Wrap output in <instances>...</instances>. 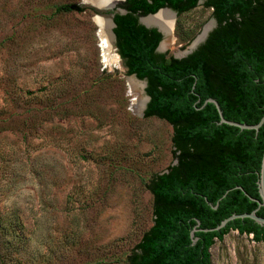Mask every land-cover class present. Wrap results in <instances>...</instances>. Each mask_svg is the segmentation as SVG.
Masks as SVG:
<instances>
[{"label":"rangeland","instance_id":"obj_1","mask_svg":"<svg viewBox=\"0 0 264 264\" xmlns=\"http://www.w3.org/2000/svg\"><path fill=\"white\" fill-rule=\"evenodd\" d=\"M82 1L0 0V264H124L152 225L145 185L174 163L172 127L135 110L145 89ZM213 20L202 2L176 15L161 53L184 57ZM210 254L264 264V242L231 230Z\"/></svg>","mask_w":264,"mask_h":264},{"label":"trees","instance_id":"obj_2","mask_svg":"<svg viewBox=\"0 0 264 264\" xmlns=\"http://www.w3.org/2000/svg\"><path fill=\"white\" fill-rule=\"evenodd\" d=\"M200 1L217 23L206 40L183 58L156 52L162 36L139 18L161 8L178 17ZM118 7L125 13L113 16L117 53L127 75L146 81L143 116L172 127L176 161L146 183L152 225L124 264H212L210 248L231 230L264 242V225L249 218L203 231L258 208L252 199L260 200L264 123L257 132L220 124L215 105L205 101L215 100L223 118L239 124L255 125L264 115V0H125ZM53 9L83 11L69 3ZM256 215L264 217V207Z\"/></svg>","mask_w":264,"mask_h":264},{"label":"water","instance_id":"obj_3","mask_svg":"<svg viewBox=\"0 0 264 264\" xmlns=\"http://www.w3.org/2000/svg\"><path fill=\"white\" fill-rule=\"evenodd\" d=\"M125 0H83L82 2L85 4H88L90 7H92L98 14L95 15V21L98 25H100L101 22H107L109 25V29L111 30V37L113 39V41L115 42V35L113 33V28H114V22H113V16L114 14L118 13V14H124L125 11L121 8H119V4L124 2ZM201 2V1H200ZM199 2V4H200ZM162 11H168L169 13H171L173 15V17H176V12H174L173 10H171L170 8H161L159 9L156 13L154 14H149L147 16L144 17H140L139 18V22L140 24L144 25L147 28H155L162 36L161 41L159 42L157 48H156V52L161 53L162 52V42L165 39V32L162 31V29L155 25V24H146L143 20L146 19L147 17H151V16H155L157 14H159ZM216 20H213L212 25L216 26ZM210 27V26H208ZM100 28V27H99ZM205 28V27H204ZM204 28L202 33L197 36L195 38V40L189 45V47L186 49V51L184 52V57L188 56L189 54H191L193 51H195L199 45H201L206 38L208 37L209 33L211 31L210 28H208V30H206L204 32ZM115 51L117 52V48H115ZM117 58L121 61L122 59L120 58V56L117 53ZM177 58V57H176ZM183 58V57H181ZM130 79L134 80V81H138L142 84L143 88L145 89L146 87V81L145 80H139L136 78L135 75H128ZM149 101V97L146 95V100H145V105L142 108L143 110H145L146 105ZM213 103L219 113L220 116V124L221 123H225L228 125H232L235 127L240 128L241 130H254L255 132H257L259 130V128L262 126V124L264 123V115L262 116V118L260 119V121L255 124V125H245V124H239V123H235V122H231V121H227L223 118L222 116V112L219 108V105L217 104V102L213 99H208L205 101V103ZM141 115H144V112H141ZM176 161H174L173 164H175ZM257 187H258V193L260 196V200H255L252 199L254 201H256V203L258 204V208L255 209L254 211H252L251 213H244V214H233L230 217L224 219L223 221H221V223L219 225H217L214 228L211 229H204L203 231L205 232H213V231H219L220 229L224 228L226 226V224L232 220L235 219H244V218H249L251 220H253L254 222H256L259 225H264V217H259L256 215V211L260 208V207H264V153H263V157H262V162H261V168H260V172H259V180L257 182ZM217 207V204L215 206H213V208L215 209ZM199 223L197 222L196 227L192 230L191 232V238L193 240V242L195 241V239L193 238L194 232L200 230L197 229Z\"/></svg>","mask_w":264,"mask_h":264},{"label":"bare ground","instance_id":"obj_4","mask_svg":"<svg viewBox=\"0 0 264 264\" xmlns=\"http://www.w3.org/2000/svg\"><path fill=\"white\" fill-rule=\"evenodd\" d=\"M146 24H155L157 26H159L162 31L165 32V39L162 42V48H166L169 44V37L172 34V30H173V15L171 13H169L168 11H162L159 14L155 15V16H151V17H147L146 19L143 20ZM109 25L107 22H101L99 27H100V31H101V35L103 36V47L105 49V51L108 52V50L110 49V41H109V37H107V32L109 31ZM209 26V25H208ZM208 26L205 27L204 32L206 30H208ZM129 83H130V87L132 89V91H136L139 89V87L141 86L140 84H138L137 82H135L134 80L129 78ZM141 88V87H140ZM142 99L139 96H136L134 98V108L136 111H139L142 109ZM144 107V106H143Z\"/></svg>","mask_w":264,"mask_h":264},{"label":"flooded vegetation","instance_id":"obj_5","mask_svg":"<svg viewBox=\"0 0 264 264\" xmlns=\"http://www.w3.org/2000/svg\"><path fill=\"white\" fill-rule=\"evenodd\" d=\"M216 25H217V24H216ZM215 27H216V26H215ZM215 27H214V28H215ZM212 30H213V29H212ZM212 30H211V31H212Z\"/></svg>","mask_w":264,"mask_h":264}]
</instances>
